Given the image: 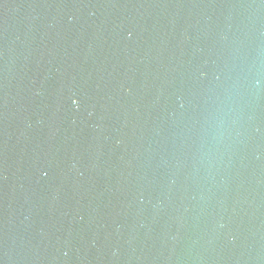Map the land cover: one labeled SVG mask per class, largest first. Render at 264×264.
<instances>
[{
	"label": "water",
	"instance_id": "water-1",
	"mask_svg": "<svg viewBox=\"0 0 264 264\" xmlns=\"http://www.w3.org/2000/svg\"><path fill=\"white\" fill-rule=\"evenodd\" d=\"M0 264H264V0H0Z\"/></svg>",
	"mask_w": 264,
	"mask_h": 264
}]
</instances>
